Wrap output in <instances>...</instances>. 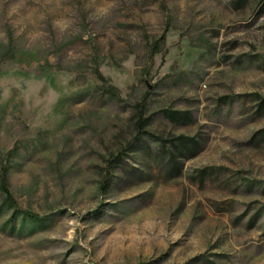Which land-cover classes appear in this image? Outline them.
I'll return each instance as SVG.
<instances>
[{
    "label": "rangeland",
    "instance_id": "1",
    "mask_svg": "<svg viewBox=\"0 0 264 264\" xmlns=\"http://www.w3.org/2000/svg\"><path fill=\"white\" fill-rule=\"evenodd\" d=\"M0 159V264H264V0H0Z\"/></svg>",
    "mask_w": 264,
    "mask_h": 264
},
{
    "label": "trees",
    "instance_id": "2",
    "mask_svg": "<svg viewBox=\"0 0 264 264\" xmlns=\"http://www.w3.org/2000/svg\"><path fill=\"white\" fill-rule=\"evenodd\" d=\"M236 1H240V0H236ZM161 38H162V40H164V35H163ZM98 76H99V78H100L101 80H104V81H105L104 77H103L102 75H100L99 73H98ZM108 86H109V89L111 90V92H112L113 94H116V91H117L116 88H115L114 86H112V85H108ZM176 113H177L176 111H171V112H170L171 115L176 114ZM0 161H1V159H0ZM171 163H172V159H169V160L167 161V165H170ZM2 180H3V182H2V186H3L4 190H6V192H8V191H7V186H6V180H5V177H2ZM8 198L12 199L10 194L8 195ZM28 215H30V216H35V215L32 214V213H29Z\"/></svg>",
    "mask_w": 264,
    "mask_h": 264
}]
</instances>
